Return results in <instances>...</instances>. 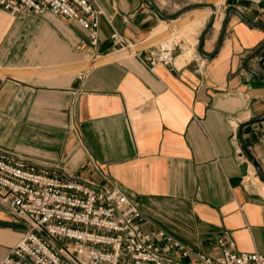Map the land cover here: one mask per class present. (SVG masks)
<instances>
[{
	"label": "crops",
	"instance_id": "crops-1",
	"mask_svg": "<svg viewBox=\"0 0 264 264\" xmlns=\"http://www.w3.org/2000/svg\"><path fill=\"white\" fill-rule=\"evenodd\" d=\"M94 1L96 51L73 20L0 8V150L120 186L144 227L191 253L217 256L223 236L264 254V47L244 65L264 44V0L205 1L215 20L203 35L209 7ZM189 12L184 35L164 42L170 61L115 57L112 30L145 52ZM25 230L0 205V257Z\"/></svg>",
	"mask_w": 264,
	"mask_h": 264
},
{
	"label": "built area",
	"instance_id": "built-area-1",
	"mask_svg": "<svg viewBox=\"0 0 264 264\" xmlns=\"http://www.w3.org/2000/svg\"><path fill=\"white\" fill-rule=\"evenodd\" d=\"M0 8L73 20L86 31L87 41L80 43L97 47L101 11L94 0H0ZM109 39L148 68L172 59L165 44L140 52L114 30ZM0 203L26 224L0 264H264V254L237 251L223 236L216 238L217 256L191 253L163 230L144 227L120 186L49 171L2 150Z\"/></svg>",
	"mask_w": 264,
	"mask_h": 264
},
{
	"label": "rangeland",
	"instance_id": "rangeland-1",
	"mask_svg": "<svg viewBox=\"0 0 264 264\" xmlns=\"http://www.w3.org/2000/svg\"><path fill=\"white\" fill-rule=\"evenodd\" d=\"M205 1H208V2H212L214 4H218L219 0H186V2H192L188 5H190L191 7H188L185 11H188V10H191V9H195V8H208L207 4L205 3ZM205 4V5H204ZM192 5H200V6H192ZM209 5V4H208ZM192 13L189 12V14L185 13L183 14L179 19H177L176 21H174L173 23L174 24H177L179 26V29L176 30L175 32L173 33H169V30H170V27H168L167 29L165 28L164 26V30H168V31H163L158 39V40L161 44H165L164 42L166 40H170V41H173V40H176L177 38L181 37L182 35H184L185 31H186V23L191 21L190 19L192 18ZM15 16V15H14ZM195 24V22H193ZM173 25V24H172ZM119 53V56H115L117 58L119 57H129V55H127L126 53H123V52H118ZM92 59H89L88 61H86V63L88 64H91L93 63L95 60H92ZM97 60V59H96ZM262 184V183H261ZM261 193L264 194V192L260 191ZM1 206L5 207L3 204L0 203ZM6 208V207H5ZM7 209V208H6ZM8 210V209H7ZM12 214V213H11Z\"/></svg>",
	"mask_w": 264,
	"mask_h": 264
},
{
	"label": "water",
	"instance_id": "water-1",
	"mask_svg": "<svg viewBox=\"0 0 264 264\" xmlns=\"http://www.w3.org/2000/svg\"><path fill=\"white\" fill-rule=\"evenodd\" d=\"M205 5V4H204ZM195 6H200V5H195ZM208 7H209V9H210V15H209V17H208V20H207V22H206V24H205V26H204V29H203V32H202V35L204 34V32H206L210 27H211V25H212V22H213V19H214V16H213V12H214V9H213V7L212 6H210V5H207ZM221 36H222V33H220V36H219V39H221ZM262 47H264V44H262L261 46H259L256 50H254L252 53H250L247 57H246V59H245V61H244V65H245V63H246V61L248 60V59H250L251 57H253ZM262 181L264 182V179L262 178Z\"/></svg>",
	"mask_w": 264,
	"mask_h": 264
},
{
	"label": "bare ground",
	"instance_id": "bare-ground-1",
	"mask_svg": "<svg viewBox=\"0 0 264 264\" xmlns=\"http://www.w3.org/2000/svg\"><path fill=\"white\" fill-rule=\"evenodd\" d=\"M213 16H214V13H213ZM214 20H215V17H214V19H213V22H212V25H213V23H214ZM98 45V44H97ZM89 47V46H88ZM92 51H96L95 50V48H91V47H89ZM170 61V60H169Z\"/></svg>",
	"mask_w": 264,
	"mask_h": 264
}]
</instances>
